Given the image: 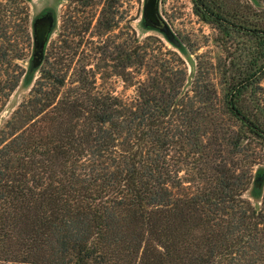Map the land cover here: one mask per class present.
Returning a JSON list of instances; mask_svg holds the SVG:
<instances>
[{
	"label": "trees",
	"instance_id": "16d2710c",
	"mask_svg": "<svg viewBox=\"0 0 264 264\" xmlns=\"http://www.w3.org/2000/svg\"><path fill=\"white\" fill-rule=\"evenodd\" d=\"M192 3L223 55L197 54L187 89L179 56L135 37L115 45L125 63L114 72L136 78L130 100L96 88L84 68L66 83L64 42L48 53L53 27L38 65L31 55L26 78L39 75L0 128V264H264V10ZM0 5L1 103L34 32ZM112 22L105 0L98 23Z\"/></svg>",
	"mask_w": 264,
	"mask_h": 264
},
{
	"label": "rangeland",
	"instance_id": "374dc122",
	"mask_svg": "<svg viewBox=\"0 0 264 264\" xmlns=\"http://www.w3.org/2000/svg\"><path fill=\"white\" fill-rule=\"evenodd\" d=\"M86 1L88 3L84 4ZM104 2L105 0H82V2L74 0H17L16 3L11 4L9 0H0V3L7 7L13 5L16 9L15 24L25 17V25L30 33L33 32V21L38 15L43 12L53 15L54 26L49 38L48 53L50 51L49 57L54 59V49L64 42V63L67 66L66 83L72 79L75 70L84 68L91 74H95L96 88L123 100L135 97V87L131 83L136 78L128 74L126 80L114 72L122 71V66L125 63L122 51L117 52L115 48L117 44L120 45V48L125 47L135 37L138 44L148 46V53L166 57L175 53L181 59L179 65L185 67L187 71L185 89L189 88L191 84L197 54L206 53L214 58L222 54L215 40L216 29L203 22L194 13L192 0H160L158 3L159 15L163 21L176 37L182 39L187 45L188 48L184 50L174 47L158 30L144 27L142 15L145 0H106V5L113 13V27L109 31H103L98 21L101 18ZM259 8L264 10V0H259ZM241 41V38L234 36L231 42L233 49L237 50ZM103 43L104 46H110L106 56L99 54L100 46ZM21 46L23 54L20 59L13 60L11 68L16 71L23 69L25 72L15 89L0 103V128L18 105L28 97L29 91L39 75V69L33 72L30 79H27L25 75L33 52V40L29 45L23 43ZM192 49L195 52H192ZM132 70L134 69L128 68L126 72ZM137 77L143 78L144 71L140 70ZM261 84L264 87V78L261 80ZM245 196L252 202H257L258 197H255L250 189L247 190Z\"/></svg>",
	"mask_w": 264,
	"mask_h": 264
},
{
	"label": "water",
	"instance_id": "95a60500",
	"mask_svg": "<svg viewBox=\"0 0 264 264\" xmlns=\"http://www.w3.org/2000/svg\"><path fill=\"white\" fill-rule=\"evenodd\" d=\"M160 0H145L143 7L142 18L147 26L159 30L164 33L168 39L175 41L168 25L163 21L158 11V3ZM54 17L49 13H45L33 21V52H32V65L39 64L45 43L48 35L53 27Z\"/></svg>",
	"mask_w": 264,
	"mask_h": 264
}]
</instances>
